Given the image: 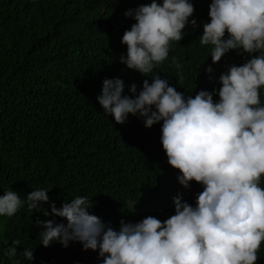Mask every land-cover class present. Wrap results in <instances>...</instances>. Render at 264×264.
Returning a JSON list of instances; mask_svg holds the SVG:
<instances>
[{"label":"trees","instance_id":"1","mask_svg":"<svg viewBox=\"0 0 264 264\" xmlns=\"http://www.w3.org/2000/svg\"><path fill=\"white\" fill-rule=\"evenodd\" d=\"M149 2L0 0V195L12 190L27 201L32 190L45 189L49 196L40 210L30 211L25 203L14 216L0 217V264H94L98 251H85L78 241L73 247L40 244L43 228L37 220L66 223L51 215L53 202L60 208L77 196L88 197L90 214L115 230L122 220H166L175 214L178 195L195 206L203 187L192 181L185 189L178 182L180 173L168 164L161 144L162 122L146 128L142 117L129 114L117 124L96 99L106 78L122 79L125 95H132V84L138 93L145 79L151 83L120 62L127 53L122 35L135 23L124 13ZM190 2L195 11L189 21L195 19L197 27L186 25L183 39L172 42L168 59L149 76L159 75L194 97L200 90H218L220 75L251 57L230 50L213 64L211 46L199 42L203 23L210 22L211 0ZM172 57L183 65V80ZM260 99L264 105V88ZM130 204H145L147 210L136 213ZM15 240L21 242L17 255H3ZM25 248L34 251L32 261L22 255ZM257 256L256 264H264V241Z\"/></svg>","mask_w":264,"mask_h":264},{"label":"clouds","instance_id":"2","mask_svg":"<svg viewBox=\"0 0 264 264\" xmlns=\"http://www.w3.org/2000/svg\"><path fill=\"white\" fill-rule=\"evenodd\" d=\"M194 11L190 0H150L127 10L124 15L135 23L122 35L127 53L120 62L151 83L145 79L138 93L132 84V95H125L122 79L106 78L96 99L117 124L129 114L142 117L146 128L162 122L161 144L168 164L180 173L178 182L185 189L192 181L203 187L195 206L178 195L175 214L166 220H122L115 230L90 214L88 197L77 196L60 208L53 202L51 215L66 223L36 221L44 247L78 241L85 251H98L102 264H256L264 241V0H211L210 22L203 23L199 42L211 46L212 63L230 50L251 58L222 73L218 90H200L193 97L149 74L168 59L172 42L183 39L189 22L197 27L195 19L189 21ZM171 63L183 80V65L176 57ZM40 202H49L48 190H32L27 201L8 190L0 195V217L14 216L25 203L30 211L40 210ZM20 243L13 241L3 255L15 257ZM22 255L34 259L30 248Z\"/></svg>","mask_w":264,"mask_h":264},{"label":"rangeland","instance_id":"3","mask_svg":"<svg viewBox=\"0 0 264 264\" xmlns=\"http://www.w3.org/2000/svg\"><path fill=\"white\" fill-rule=\"evenodd\" d=\"M129 206H130V209L136 213H145L147 210V206L145 204H138V205L130 204ZM132 223H136V222H132ZM0 238H1V235H0ZM73 246H74V242H70L69 247H73ZM94 264H102L101 258L98 256V252L94 257Z\"/></svg>","mask_w":264,"mask_h":264}]
</instances>
